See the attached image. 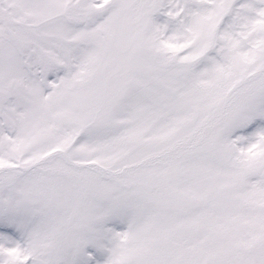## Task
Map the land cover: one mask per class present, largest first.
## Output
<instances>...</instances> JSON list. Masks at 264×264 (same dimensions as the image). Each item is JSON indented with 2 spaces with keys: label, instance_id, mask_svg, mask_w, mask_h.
<instances>
[{
  "label": "snow or ice",
  "instance_id": "1",
  "mask_svg": "<svg viewBox=\"0 0 264 264\" xmlns=\"http://www.w3.org/2000/svg\"><path fill=\"white\" fill-rule=\"evenodd\" d=\"M0 264H264V0H0Z\"/></svg>",
  "mask_w": 264,
  "mask_h": 264
}]
</instances>
